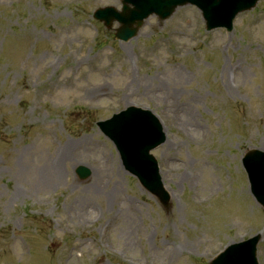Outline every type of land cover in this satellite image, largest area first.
I'll list each match as a JSON object with an SVG mask.
<instances>
[{"label":"rangeland","instance_id":"rangeland-1","mask_svg":"<svg viewBox=\"0 0 264 264\" xmlns=\"http://www.w3.org/2000/svg\"><path fill=\"white\" fill-rule=\"evenodd\" d=\"M107 5L0 0V264H206L255 234L264 264L241 166L264 151V0L231 33L185 6L128 42L90 24ZM133 104L167 135L152 152L166 210L96 127Z\"/></svg>","mask_w":264,"mask_h":264},{"label":"water","instance_id":"water-1","mask_svg":"<svg viewBox=\"0 0 264 264\" xmlns=\"http://www.w3.org/2000/svg\"><path fill=\"white\" fill-rule=\"evenodd\" d=\"M134 5V9L127 10L125 14V22L123 28L120 29L117 37L121 39H128L134 36L136 29L131 30L129 27L133 21H140L145 18L150 12H156L161 19L167 18L178 5L186 3L196 4L203 12V17L206 20L207 29H213L215 27L226 26L228 27L233 17L240 11L251 8L257 0H130ZM106 15H110L109 10L104 12ZM129 19V20H128ZM125 23V24H124ZM126 25V26H125ZM145 116V115H143ZM146 117V116H145ZM148 120V128L145 131L144 142L140 147H137L134 151L129 152L130 159L128 166L131 169V162L136 165L137 168L145 163L149 157H147L148 150L159 142L160 133L159 130L153 125L152 120L146 117ZM156 131V137L154 132ZM137 142L138 138L132 139L131 143ZM243 164L248 172L251 183L253 185V193L257 200L264 207V155L261 152L251 151L243 159ZM151 169L153 166L150 164ZM156 181L155 174L151 176V182ZM146 187L156 194L159 189L152 184L147 183ZM160 197L159 194H156ZM259 237H255L243 244L231 246L225 253H223L216 264H257L255 260V246Z\"/></svg>","mask_w":264,"mask_h":264},{"label":"bare ground","instance_id":"bare-ground-1","mask_svg":"<svg viewBox=\"0 0 264 264\" xmlns=\"http://www.w3.org/2000/svg\"><path fill=\"white\" fill-rule=\"evenodd\" d=\"M131 80H133V79H131ZM133 83H135V81H134V80H133V81H131V84H133ZM89 94H90V93H89ZM41 175H42V174H41ZM55 175H58V176H60V175H61L60 171H59V170L55 171ZM17 195H19L17 191H15V192H12V196H17Z\"/></svg>","mask_w":264,"mask_h":264}]
</instances>
